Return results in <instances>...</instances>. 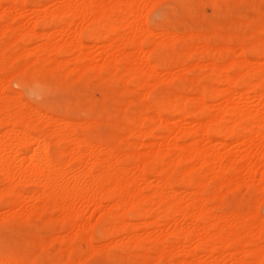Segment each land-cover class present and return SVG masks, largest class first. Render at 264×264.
I'll return each instance as SVG.
<instances>
[{
    "label": "bare ground",
    "instance_id": "6f19581e",
    "mask_svg": "<svg viewBox=\"0 0 264 264\" xmlns=\"http://www.w3.org/2000/svg\"><path fill=\"white\" fill-rule=\"evenodd\" d=\"M52 1L49 2L51 4H48L49 7L44 4L50 11L46 8L45 14L36 17L38 13L35 19L42 16L41 19L47 22L46 25L57 19H64L66 25L61 27V30L57 26L56 31L50 28L49 32L46 30L41 33L38 32L40 30L37 31L38 23L35 19L34 23L20 22L16 24L17 26L14 25L17 18L13 11L17 8L26 11L24 0H0V21L6 20L4 27H0V70L21 75V69L25 70L26 67H42L48 68L46 70L54 74L59 71L61 76L63 75L61 79L70 73L78 76L91 70L98 74L102 71H111L109 73L112 76L114 74V81L120 85V92L131 83L139 87V90L141 87L147 88V92H141L139 97L145 101V110L153 114L149 116L148 113L149 117L146 115L140 126L131 128L129 135L151 137L152 141L149 140L148 144L150 149L145 155L135 151L138 142H129L127 146L122 147L121 143L124 140L122 134H117V137L105 142L95 139L89 141L84 139L85 137L82 138V135L77 137L73 129L72 131L68 129V122L64 123L61 118L56 119L48 113L51 116H47L46 112L41 113L42 111L36 109L37 107L34 108V105L28 106L27 101L23 104L24 101L20 100L19 96L16 98L7 95L6 82L10 80L8 76L9 80L6 82L0 79V129L5 127V131L0 134V174L4 175L6 182L5 187L0 188V196L9 197L10 206L19 204L25 197L35 199L38 207L42 208L33 211L36 218L43 216V209L50 203L60 212L58 216L62 220L63 228L69 230L68 234L73 239H81L82 248L83 246L86 249L93 248L95 237L91 236V231L96 221L103 228L99 227L101 231L103 230L101 233L105 238L115 239L116 242L118 235H124L129 247L143 249L139 255L141 262L152 259L153 264L163 257L172 260L180 253L182 259L175 260L179 264H218L215 260L211 262L203 260V252L206 255H213L218 247L229 250L234 247V243L240 241L243 234L240 235L235 228L236 225L233 224L236 216L229 212L217 214L214 204L215 207L207 205V201L213 196L210 198V194L206 195L209 198L204 197L203 193H206L208 188L203 192L202 188L211 182H217L216 195L221 199L223 189L226 187L229 190L231 186L237 187L243 181L252 184L264 182V66L261 65L264 59V19H261V23L257 26L256 35L251 37H244L246 35L241 36L236 32L225 34L220 29H216L213 34L210 32L213 37H226L229 41L235 40L245 45L235 49L238 56L233 57L235 52L225 64L206 61L208 64H205V67H210L212 73H215V77L208 78L210 83L202 84L197 77L192 79L190 77L189 84L190 87L195 88L196 97L172 92L159 99L154 98L151 103L148 100L150 98L148 89L151 90L157 85L158 80L156 83L151 81H155L153 77L159 75V68L168 73L171 67L179 66L187 70V73L189 71L191 73L192 67L203 66L193 61L196 55L200 60L211 58L216 51H229L231 47L224 44L225 46L218 49L216 45L214 49L209 43V38H206L202 32L200 34L191 31L192 33L183 34L184 32L179 31L177 34L178 32H171L168 27L162 29L159 34L160 40H156L157 34L145 22L146 16H144L148 13L146 9L148 1L154 2L151 0H62L58 4V0ZM5 2L10 6L6 8L8 10L3 8ZM144 7L145 12H143ZM19 15L22 16L21 13ZM247 20L246 23H249ZM76 21L77 25L74 27ZM85 23L88 25L84 26ZM53 29L54 32H50ZM93 30L97 34L95 37L97 40L92 45L103 46V50L108 55L99 65L93 64L94 60H91V64H84L88 58L83 52L86 44L82 41V34L85 32L91 34ZM11 37H15L14 40H10ZM33 40L39 43L30 49L27 45ZM201 40L203 44L205 43V47L199 50L196 44ZM128 46L134 50L127 52ZM167 48H171V51L166 53ZM160 50L163 51L161 55ZM245 50L251 52L252 60L242 56ZM15 51L17 55L14 57L12 53ZM73 52L74 58L68 61L60 59L63 53ZM87 67L96 68L89 70ZM39 68L34 69L40 76L42 73ZM242 68H246V71H241ZM229 71L233 73L230 74ZM13 73H9L10 76ZM252 76H257L255 82L251 80ZM171 79L174 81L173 78ZM188 80L189 78L187 82ZM182 83L186 84V82ZM220 85H226V88ZM241 86L246 87L245 90H241L243 89H240ZM251 92L254 93L253 96ZM155 94L156 92H153L154 96ZM252 98L257 100L256 104H251ZM11 99L14 101L10 102ZM212 101H218L219 104L217 102L214 104ZM23 105L30 107L31 110L26 111ZM188 117L195 120L188 122ZM41 119L50 126L49 131H45L43 135L35 134L31 123ZM62 121L64 126H59ZM96 121L90 120L91 123L94 122L93 125ZM74 124L71 128L76 126ZM160 132L164 133L160 134ZM215 136L237 137L238 144H246L247 150H244V153L230 151L221 154L217 148L223 146L224 142L215 141ZM53 137L71 145L66 150L63 148L61 149L63 151L57 152L51 140ZM127 160L131 163L127 164ZM180 167L183 169L179 170ZM150 177L155 179L147 184ZM20 184H32L37 188L30 193L22 192L17 188ZM177 186L185 188V193L189 189H195L179 196L175 189ZM259 200H256L257 203H260ZM107 203L112 205H106ZM90 207L91 210L94 207V210L88 215ZM217 208L219 209V206ZM131 211H135L131 213V217L137 212L138 223L129 221L128 213L130 214ZM30 215L32 213L19 217L26 219ZM209 220H213L214 223ZM207 221L216 228L215 231L210 228L213 233L208 232ZM257 222H252L255 233L252 234L251 231V235L255 236L243 242L244 247L255 245L254 250L250 249L252 251L249 252L253 253L252 260L239 258L237 264L264 263V239L260 236L264 228L263 223ZM167 223H172L169 240L165 238L167 235L164 234L163 228ZM138 226H152V229L154 227L156 230L142 236L135 230ZM124 237L121 239L124 240ZM38 240L41 243L44 238ZM48 243V240H44L41 243L43 247L41 245L38 247L44 248ZM70 249L67 256L68 264H76V249L72 247ZM21 257L0 256V264H26L25 256L24 259Z\"/></svg>",
    "mask_w": 264,
    "mask_h": 264
},
{
    "label": "rangeland",
    "instance_id": "374dc122",
    "mask_svg": "<svg viewBox=\"0 0 264 264\" xmlns=\"http://www.w3.org/2000/svg\"><path fill=\"white\" fill-rule=\"evenodd\" d=\"M51 1L52 0H27V1L24 0L26 11H23L18 8L17 10L13 11L14 13H16L15 16L17 18L15 19L16 22H14L15 23L14 25L17 26L16 24H19L20 22L21 24H24V23L28 24L30 22L34 23L33 21L36 17H39L40 14H45L44 11L46 10V8L47 10L49 9L48 4H50ZM56 1L54 0V2ZM60 1L62 0H58L57 4ZM151 1L152 2L154 1V2L150 3V1H148V3L146 4V9H148L149 11L147 10L148 13L147 15H145L146 14L145 13L144 16H146L145 22H147L148 25L151 26L154 32L157 34L155 37L156 40L158 39L160 40L161 36H159V34L162 32V29L164 27L165 28L168 27L169 30H171V32L172 31L176 33L178 32L177 34H179V31L181 33L184 32L183 34H185V32L186 34H188V33H192L195 31L201 34L202 32V34L205 35L206 38H209V43L214 49L216 48V45L218 49L220 47L225 46L224 44L231 47V50L229 51H224V50L223 52L222 50L216 51L211 58L208 57L209 59L203 58L202 60H200L198 59L199 57L196 55L193 61L196 63H200L201 65L203 64V66L194 67V68L192 67L191 73L190 71L189 73H187V70H184L183 67H179V66L171 67V69H169L170 72L168 73L163 71V69L159 68V71H158L159 75H156V77L155 76L153 77L155 81L154 80L151 81V82L156 83V80H158L157 85L158 84L159 85L153 86L151 90L150 88L148 89V92H150L149 97L151 98V99L148 98V100L151 103H153L152 101H154L156 98L159 99L165 96V94L172 93V92H176V93L178 92V94L183 93L184 95L187 94V96L189 97H196L197 96L196 90L194 87L193 88L190 87V84H189L190 80L192 78L197 77L198 79H200L202 84L210 83L208 78L215 77V73L214 74L212 73L210 67H205V66L211 60H212L211 62L216 61L218 64L227 63L230 60L229 57L231 55L233 56V54H235V52L237 51L235 49L239 48V46L241 47L245 45L235 40H233L234 42L229 41L226 37H221V36L213 37L211 35L214 33V31L216 29H220L225 34L236 32L241 36L246 35L244 37H251V36L256 35L255 30L257 29V26H259V24L261 23L262 21L261 19H264V0H163V1L159 0L158 3H157V0L156 1L151 0ZM45 3L48 7L44 6ZM42 5L44 6V9ZM3 6H4L3 7L4 9L10 8L7 2L3 3ZM35 8H37L38 11ZM146 9L144 7L143 12H145ZM35 11L36 13L34 14ZM47 12L48 11H46V13ZM18 13L19 14L21 13L22 16L19 15ZM144 16L142 14V18H144ZM41 17L42 16H40L39 19L38 18L35 19V22L37 20V23H38L37 31L40 30L38 32H41V33L46 30L47 32H49L48 30L50 28L51 29L54 28L56 31L58 30V27H59V30H61V27L66 25L64 19H57L53 23L47 24L48 25L47 26L46 25L47 22L45 20H42ZM236 19L238 20V22ZM245 20H247V22L249 21V23H246ZM77 21H76L75 26L72 24L71 27L73 26L76 27ZM5 22H6L5 19L0 21V27H4ZM2 23H3V26H2ZM79 23L80 21L78 22V24ZM86 25L88 24L85 23L84 26ZM54 29L50 30V32L51 31L54 32ZM208 34H210V36H207ZM96 36L97 34L95 33L94 30L92 31L91 34H88V32H85L82 34V41L83 43L86 44V47L83 48V52L85 53V56L88 58L84 61V64L85 63L91 64V60H94L92 61L93 64L99 65L103 62V58L108 56L106 52L103 50L104 49L103 46H99V47L93 46L97 40L95 38ZM14 38L15 37H11L10 40H14ZM216 38L217 40H215ZM36 42H37L36 40L31 41L30 43H28L27 47L30 49L34 48L39 43V41L37 43ZM204 44H203V41L201 40L196 45H198L197 47L199 48V50H201L202 48L205 47ZM133 50L134 49L131 46L127 47V52H132ZM170 51H171V48L165 49L166 53ZM248 51L249 50H245L242 56L246 57L248 60H252L253 56L251 52H248ZM162 52L163 51L160 50V55L162 54ZM12 55L15 57L17 55V51L12 53ZM74 55H75L74 52L73 53H63L60 56V59L62 61H65V60L68 61L74 58ZM236 56H238L237 52L233 57H236ZM206 61H208V63ZM263 63H264V59L262 60V64H261L262 66H264ZM34 68H37L38 70L39 67H32V68L26 67L25 70L21 69V71L23 72V73L20 72L21 75L19 73L9 72L10 74L11 73L16 74L15 76L12 74L11 76L13 77H11L9 73L3 70H0V79H3L6 82L9 80V77H10V80L8 81L9 84L8 82H6L7 86L9 87V88L7 87V95L9 94L10 97L16 96V98L19 96V99L20 100L22 99L24 101L23 104H25V102L27 101L26 103H28L27 104L28 106L31 105L32 107L34 105V108L37 107L36 109L40 110V112L42 111L41 113L46 112L45 115L47 116L53 115L51 117L55 116L56 119L60 120L61 118V120H64V123L68 122L69 123L68 129L70 131H72L71 129H73V133H75L76 136L78 135L79 137H81L82 135V138L85 137L84 139H87L89 141H94L95 139V141L101 140L105 142L110 138L113 139L114 137H117L118 135L122 134L121 136L122 137L124 136L123 138L124 140L121 143L122 147L127 146L129 142H135V143L138 142L139 145L138 144H137L138 146L136 145L135 151L146 155V152L150 149V145H148L150 143L149 140L152 141L151 140L152 138L151 137L149 138V136H144V135L141 137H137V135L130 136L129 130L131 128L138 127V125L140 126V124H142L143 122V119L146 118V115L147 117H149L150 115L153 114V113L150 114V112H147L145 110V105H144L145 101L141 100V97H139L141 96V92L142 93L147 92V88L141 87V89L139 90V87L131 83L128 85L127 88H125L123 91L120 92V89H119L120 85H118V83L114 81L115 80L114 74L112 76L110 74L111 71H102L101 73L99 72L100 74H98L96 71L91 70L92 68H96V67H87L91 71L90 72L86 71V73H82L81 75L78 74V76H76L75 73L67 74L62 79L61 77L63 75L61 76L59 71L55 72L54 74L52 71L50 72L46 70L48 68L44 69L40 67L39 71L42 74L39 73L40 74L39 76L38 71L36 73V70ZM246 68H244L245 70L242 68L241 71L245 72ZM180 69L181 70L183 69L185 73L183 71L181 72ZM17 71L18 70H16V72ZM28 72L30 73V75ZM172 72L173 73L175 72V73L173 74ZM229 73L232 74L233 72L229 71ZM262 73L263 72L261 71V74ZM173 75L174 76L176 75V77H173ZM185 76L189 78L188 82H187L188 78H185ZM171 78H173L175 82L172 81ZM255 79L257 80V76H252L251 80L254 81ZM180 81L184 83L186 82V84L188 83L189 85L187 84L186 86L188 88L183 87L186 84L184 85ZM174 84H176V86L178 85L177 86L178 88H176ZM221 86H223L222 88H226V85H220V87ZM135 87L137 88L135 89ZM183 88L184 89L186 88V89L183 90ZM244 88L246 87L244 86L240 87L241 90H245ZM153 92L154 93L156 92L157 95L155 94L154 96ZM251 93H250L251 96H253L254 93L253 92ZM250 100H251V104L257 103V100H255L254 98ZM13 101L14 100L12 99L10 100V102H13ZM212 102L214 104L216 102L219 104L218 101H212ZM28 106L23 105L26 111L27 110L29 111L30 109V107L28 108ZM47 113L51 115H48ZM148 113H149V116H148ZM126 119H129V120H126ZM193 119L194 118L188 117L187 121L193 122L195 120ZM43 120H45V118H43ZM43 120L41 119L36 122L32 121L31 124H32V128L34 129L33 133L43 135L47 131H49L48 129L50 128V126L47 123H45V121L43 122ZM90 120L91 121L97 120L96 124L93 125L92 123L94 122L91 123ZM87 122L90 125H88ZM64 123L62 121L60 123L61 125L59 126H64L63 125ZM74 123L75 124L77 123L76 126H74L75 128L74 127L71 128V126H73ZM46 125L48 128L46 127ZM4 131H5V127L1 128L0 134H2ZM161 133H164V132H160V134ZM53 138H51V140H53L52 142L54 143L52 144L54 148L56 147L55 150H57V152L63 151L61 150L63 148H65L66 150V148L71 145L68 142H65V141L62 142L56 138L54 139ZM214 140L224 142L223 146H219L217 148V151H219V153L221 154H226L230 151L231 152H235V151L241 152L242 151L244 153V150H247L246 144L244 145L242 144L243 146L238 144L239 139L237 137L223 138V137L215 136ZM245 145H246V148L244 147ZM126 163L130 164L131 162L127 160ZM182 166L184 167V165ZM181 167L179 170L183 169ZM196 175L197 173L195 174V176ZM154 179L155 177H152V178L150 177V180L147 181L146 183L148 184L152 182V180ZM243 182L240 185H237V187L231 186L229 190H227V187L224 188L226 190L223 189L224 192H222L223 196L221 197V199L220 198L218 199L216 195V193H218L217 192L218 190L216 189L218 187L216 186L217 182H211L209 185L207 184L208 186L206 185L202 188V192L203 190L205 191L208 188L206 190V193H203L204 197H208L210 194H211L209 196L210 198L213 196L212 199H209L207 201V205L211 207V205L213 206L214 204L216 206L217 214L218 213L220 214L221 212L224 214L226 212L227 213L229 212L233 214L234 216H236V218L234 217L235 220L233 224L236 225L235 228L237 229L238 233H240V235L241 233L243 234V236L241 235L240 241H238L237 243H234V247L229 250L228 249L226 250V248L218 247V249L219 248H222V249H219V250L217 249L215 253H213V255H210V254L206 255L203 252V256H202L203 260H209V262L215 260V262L217 261L218 264H237V262L240 261V259L242 258L243 259L245 258L247 261L252 260L251 258L253 256L252 255L253 253L250 254L249 252L254 250L255 245H246L244 247L243 242L255 236V235H251L252 232H253L252 234L255 233L252 229L254 225L253 223H256L257 221H258L257 223H263V228H264V182H257V184H254V183L252 184L247 181H243ZM5 183L6 182H5L4 175L0 174V188L3 189V187H5L4 185H6ZM34 186L35 185H32V184H28V185L20 184V185H17V188L18 190L22 192L30 193L36 190L37 187L36 186L34 187ZM175 189L178 191V195L182 196V195L188 194L190 191H194L195 188H192L193 190L191 189L187 190L186 193H185L186 189L181 186H177L175 187ZM225 192H227L228 194ZM214 196L216 199L214 198ZM258 198L262 200L260 201ZM8 199L10 198L9 197L4 198L0 196V256H4V257L6 256L8 258L9 257L13 258L17 256L21 257V255H23L21 258L25 256L26 261L24 260V262L26 264H68L67 256H69V250H71L70 247H72L74 250L76 249L75 250L76 251L75 252L76 253V258H75L76 264H121V263L122 264H125V263L126 264H138V263L139 264H142V263L152 264L153 262L152 259L151 260L148 259L147 261L141 262L142 260H140L139 255L140 253H142L143 249H141L140 247L136 249L132 246L129 247V244L125 241L124 235L123 236L118 235L116 239L117 244L115 242V239H110L111 240L110 242L108 238H105L103 236L102 234L103 230L101 231V229L103 228L96 221L94 222V219H93V222L95 224L92 226L91 236L93 238L95 237L93 241L95 244L93 243L92 249L90 247L89 249H86L84 248V246L82 248V245H81L82 242L80 238H79L80 240L78 238L73 239V237H71L68 234L69 230L67 231L63 228L64 226L62 225V220L58 216V214L60 215V212L54 209L50 203H49L50 207L47 206L43 209L42 211L43 216L42 217L38 216V218H36V215L34 216L35 213L33 214V211L38 209L39 207H38V202L35 201V199H30V198L25 197L21 200L19 204H16L13 206H10L11 200L8 201ZM222 199L224 201H222ZM256 200H259L260 203H257ZM4 201L7 203H4ZM223 202L224 204H222ZM106 205L110 206L112 204L107 203ZM218 206H219V209L217 208ZM91 207L89 208L90 213L88 215L92 214L91 212L94 210V207L92 208V210H91ZM39 209H42V208H39ZM256 210H257V214L255 213ZM132 212H135V211H131L130 214L128 213L129 221L133 222L134 224L136 222L138 223L139 219L136 218L137 212L135 216L131 217L130 215ZM31 213L32 215H30V217L28 216L26 219L19 217L21 215L25 216ZM222 213L220 215H222ZM254 213H255V216L253 215ZM56 215L58 217H56ZM96 215L95 216L93 215V216L97 217ZM56 218H59V220ZM209 221L214 223L213 220H209ZM209 221L206 222V226L209 229L208 232L211 231L210 228L212 227V224ZM209 223L211 225H208ZM166 225H164L163 228L165 231L164 234H166L167 236L165 235L164 236L167 240H169L170 238L169 232L171 231L172 223H167ZM215 229H216L215 227H212V231H215ZM135 230L140 235L145 236L149 232H155L156 229H154V227L152 229V226H138V228L135 227ZM89 231H88V235H89ZM98 236L102 237L103 239ZM121 236L124 237V240L121 239L122 238ZM260 236L264 239V230L261 232ZM36 237L40 239V241H41V238L42 239L44 238V240H48L49 243L47 245L49 246L45 245L46 247L42 248L43 246L41 245V243L44 240H42L40 243L38 239H34ZM27 241L29 242L27 243ZM121 241L123 242V244ZM107 242H108V245L110 244L112 245V247L110 245L109 246L106 245ZM28 244L30 247L28 246ZM38 245H41L42 247H38ZM181 257H182V254L179 253L172 260H170L167 257L165 258L163 257L164 259L163 258L160 259V261L162 262L158 261L153 264H162V263L163 264H171V263L174 264L175 260L176 261L181 260L182 259ZM168 260L169 262H167ZM175 263L179 264V262H175Z\"/></svg>",
    "mask_w": 264,
    "mask_h": 264
}]
</instances>
